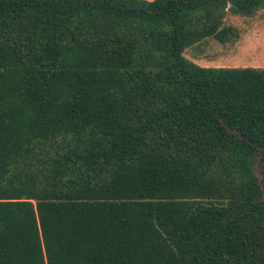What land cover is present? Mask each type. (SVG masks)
<instances>
[{
  "label": "trees",
  "instance_id": "trees-1",
  "mask_svg": "<svg viewBox=\"0 0 264 264\" xmlns=\"http://www.w3.org/2000/svg\"><path fill=\"white\" fill-rule=\"evenodd\" d=\"M264 0H0V264H264V67L201 66Z\"/></svg>",
  "mask_w": 264,
  "mask_h": 264
},
{
  "label": "rangeland",
  "instance_id": "rangeland-1",
  "mask_svg": "<svg viewBox=\"0 0 264 264\" xmlns=\"http://www.w3.org/2000/svg\"><path fill=\"white\" fill-rule=\"evenodd\" d=\"M226 24L233 25L238 36L226 42L206 37L183 51L190 61L201 66H252L264 67V8L253 18L229 13ZM264 191V175L259 161L254 165Z\"/></svg>",
  "mask_w": 264,
  "mask_h": 264
},
{
  "label": "crops",
  "instance_id": "crops-1",
  "mask_svg": "<svg viewBox=\"0 0 264 264\" xmlns=\"http://www.w3.org/2000/svg\"><path fill=\"white\" fill-rule=\"evenodd\" d=\"M260 10H261V9H260ZM259 12H260V11H259ZM259 12H258V13H259Z\"/></svg>",
  "mask_w": 264,
  "mask_h": 264
}]
</instances>
